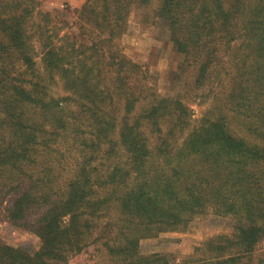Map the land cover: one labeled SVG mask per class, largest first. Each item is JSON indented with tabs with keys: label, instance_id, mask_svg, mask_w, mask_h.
Here are the masks:
<instances>
[{
	"label": "trees",
	"instance_id": "trees-1",
	"mask_svg": "<svg viewBox=\"0 0 264 264\" xmlns=\"http://www.w3.org/2000/svg\"><path fill=\"white\" fill-rule=\"evenodd\" d=\"M133 12L163 23L183 57L174 94L121 49ZM76 17L0 0V206L40 239L37 250L0 243V264H69L90 248L98 264H254L264 0H88ZM192 102L210 108L195 118ZM208 211L232 233L182 260L142 253Z\"/></svg>",
	"mask_w": 264,
	"mask_h": 264
},
{
	"label": "rangeland",
	"instance_id": "rangeland-1",
	"mask_svg": "<svg viewBox=\"0 0 264 264\" xmlns=\"http://www.w3.org/2000/svg\"><path fill=\"white\" fill-rule=\"evenodd\" d=\"M39 1L45 11L52 12L72 24L76 22L78 11L88 0ZM127 24L128 30L119 42L121 49L134 62L149 71L163 95L174 94L181 86L173 90L171 78L173 72L178 71L183 57L175 52L163 23L146 24L139 12H133ZM73 31L77 32L76 27ZM197 104L193 102L190 104L195 112V118L201 117L210 108V102L204 106ZM7 207L8 203L0 206V243L37 250L40 246L39 237L10 223L7 219ZM232 224L230 217L208 211L206 214L196 216L185 231L166 232L158 238L143 240L141 250L145 255L155 252L173 253L178 260H182L207 239L220 234H231ZM98 259L94 250L90 248L74 257L69 264H98ZM254 264H264V241L257 247Z\"/></svg>",
	"mask_w": 264,
	"mask_h": 264
}]
</instances>
